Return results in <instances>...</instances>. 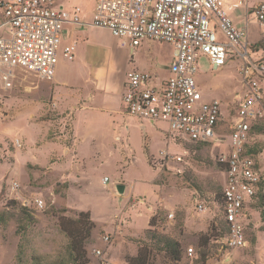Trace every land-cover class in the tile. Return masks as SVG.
I'll return each instance as SVG.
<instances>
[{"label": "rangeland", "instance_id": "obj_1", "mask_svg": "<svg viewBox=\"0 0 264 264\" xmlns=\"http://www.w3.org/2000/svg\"><path fill=\"white\" fill-rule=\"evenodd\" d=\"M245 18L243 14V23ZM108 46L112 51H131L113 39ZM172 54L169 43L145 41L128 56L127 69L137 66L165 79ZM199 64L204 97L222 102L224 120L219 132L227 136L245 93L241 59H229L215 70L206 57ZM45 81L19 69L13 85L7 87L0 75V212L12 215L7 224L0 223V264H50L65 259L70 239L62 224L73 227L72 220L81 211L91 213L95 226L84 243V257L66 264H102V260L137 264L140 255L145 256V264H264L260 200L245 209V246L227 247L224 238L216 239L210 230L213 225L218 234L225 230L219 200L226 174L219 158L229 150L228 141L196 147L166 122H158L162 129H151L122 112L114 128L105 115L91 118L90 127L81 124L85 134L78 140L74 158L60 147L72 141L71 115L50 105ZM17 138L21 146L16 145ZM162 152L183 154L184 160L165 158ZM263 157L264 150L260 160ZM106 176L110 180L103 183ZM118 183L126 184L124 195L118 192ZM37 198L44 200L42 208ZM22 205L29 208L34 221L26 218ZM154 214L156 223L151 225ZM163 236L180 243V259H172L164 249ZM202 241L207 244L200 246ZM96 249L102 250V257L94 253Z\"/></svg>", "mask_w": 264, "mask_h": 264}, {"label": "built area", "instance_id": "obj_2", "mask_svg": "<svg viewBox=\"0 0 264 264\" xmlns=\"http://www.w3.org/2000/svg\"><path fill=\"white\" fill-rule=\"evenodd\" d=\"M224 2L95 0L92 14L87 16L80 6L67 8L57 0H0V75L7 87L13 85L19 69L52 80L61 56L74 57V45L63 44L69 24L107 28L132 52L145 41L171 44L173 60L167 78L160 79L156 73L140 69L127 73L124 109L152 124L166 122L171 131L187 135L194 143L228 141L229 150L219 158L225 166L223 217L229 226L223 242L238 248L247 243L245 209L260 192L264 194L262 152L249 150L250 145L264 138V46L257 50L251 47L247 30L235 24ZM255 12L264 40V0ZM201 57H206L214 70L229 59H241L245 93L239 99L227 136L219 132L224 120L221 100L205 99L198 81ZM15 143L21 146L20 139ZM162 154L165 158L172 156ZM172 157L184 160L183 154ZM36 203L44 206L43 199L37 198ZM199 209H204L201 202ZM188 250L192 254L193 248ZM94 253L103 255L101 249ZM101 263L115 264L108 260Z\"/></svg>", "mask_w": 264, "mask_h": 264}, {"label": "crops", "instance_id": "obj_3", "mask_svg": "<svg viewBox=\"0 0 264 264\" xmlns=\"http://www.w3.org/2000/svg\"><path fill=\"white\" fill-rule=\"evenodd\" d=\"M261 1L225 0L224 2V8L233 18L235 24L247 30V41L250 44H256L260 41L264 42L263 31L255 12L256 6ZM57 2L67 8L80 6L83 13L87 16H91L95 6V0H57ZM234 4H237V6ZM243 14L246 17L245 23L242 22ZM112 39L126 48V46L122 45L121 39L114 36L107 28L67 25L63 44L70 43L74 45V57L68 59L61 56L54 78L43 82V85L47 87L46 91L51 101L50 105L59 112L66 113L67 116L71 115L72 141L71 143L61 144L60 147L62 152L65 151L63 152L64 154L72 152L74 158L79 152L78 140L81 141L85 134L83 129L85 124L88 123V127L93 125L92 120L90 122L91 118L105 115L111 120L114 128L116 118L122 112H125L123 94L127 73L131 70L127 69L130 61L128 56L131 53H136L137 49L143 44L135 48L133 52L128 50V48L125 51L121 49L112 51L108 46ZM110 61L112 62L111 68H109ZM132 69L144 70L137 66ZM42 119L45 118L42 117ZM137 121L143 127L151 129L159 127L162 129L158 123L152 124L148 120L140 118ZM49 133L47 138L51 140L48 137ZM147 150H149L148 147ZM262 160L264 161V157ZM104 178L103 183H107L110 180L108 177L105 182ZM126 190L127 186L125 184L124 193ZM124 193L121 195H124Z\"/></svg>", "mask_w": 264, "mask_h": 264}, {"label": "trees", "instance_id": "obj_4", "mask_svg": "<svg viewBox=\"0 0 264 264\" xmlns=\"http://www.w3.org/2000/svg\"><path fill=\"white\" fill-rule=\"evenodd\" d=\"M264 46V42L260 41L256 44H251V47L255 50L261 48ZM254 131H257V128L254 129ZM48 137H51L50 135ZM196 145V147H203L206 146L207 144L204 143H194ZM249 150L253 153L259 154L261 152H263L264 150V141H260L257 142L254 145H250L249 146ZM222 165V164H221ZM223 189V188H222ZM260 200V205H264V194H262L261 192L258 195L257 198V202ZM221 202L222 205V210L224 209V198H223V190H222V194H221V199L219 200ZM22 209L26 218L30 219L31 221H34V215L32 213H30L29 208L27 206H23L22 205ZM156 215L154 214L151 219H150V224L151 225H155L156 223ZM79 218L72 220V224L73 227H69L66 224H62V230L65 231V233L67 234V236L69 237L70 241L68 244V255L66 256L65 259L63 260H58L55 262H48L50 264H66L68 261L71 260H76V259H81L82 257H84V251H85V241L87 239H89L92 235V229L94 228L95 224L94 221L91 219V213L89 211H81L79 212ZM12 217V215L9 214H5V212H0V223L4 222L5 224L8 223V221L10 220V218ZM223 224L225 225V230L224 232H222L221 234L217 233V226H211V231H212V235L213 236H217L216 239H218L219 237L225 238L228 233H229V226L227 224V222L225 221V219L223 220ZM146 232L150 233L151 230L148 229ZM155 232H153V237H155ZM158 237V235H157ZM162 242L165 243L164 245V249L170 254V257L172 259H180L181 257V245L178 241H176L173 238L167 237V236H163V238L161 239ZM161 240H157L158 242H161ZM207 244V241L204 242H200V246H205ZM138 262L137 264H145L146 263V259L144 255H140L138 256ZM71 264V262H70Z\"/></svg>", "mask_w": 264, "mask_h": 264}, {"label": "water", "instance_id": "obj_5", "mask_svg": "<svg viewBox=\"0 0 264 264\" xmlns=\"http://www.w3.org/2000/svg\"><path fill=\"white\" fill-rule=\"evenodd\" d=\"M117 189H118V192L120 194H123L124 193V190H125V184H123V183L118 184L117 185Z\"/></svg>", "mask_w": 264, "mask_h": 264}]
</instances>
